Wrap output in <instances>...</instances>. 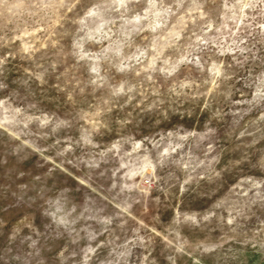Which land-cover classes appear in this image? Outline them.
<instances>
[{
    "label": "rangeland",
    "instance_id": "1",
    "mask_svg": "<svg viewBox=\"0 0 264 264\" xmlns=\"http://www.w3.org/2000/svg\"><path fill=\"white\" fill-rule=\"evenodd\" d=\"M0 264H264V0H0Z\"/></svg>",
    "mask_w": 264,
    "mask_h": 264
}]
</instances>
